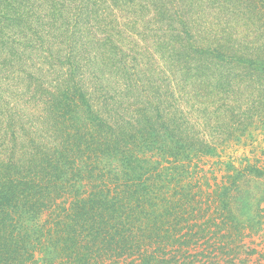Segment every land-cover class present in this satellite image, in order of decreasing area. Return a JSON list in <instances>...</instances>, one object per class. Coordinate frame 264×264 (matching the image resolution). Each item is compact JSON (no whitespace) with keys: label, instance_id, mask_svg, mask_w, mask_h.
<instances>
[{"label":"trees","instance_id":"obj_1","mask_svg":"<svg viewBox=\"0 0 264 264\" xmlns=\"http://www.w3.org/2000/svg\"><path fill=\"white\" fill-rule=\"evenodd\" d=\"M258 122L264 0H0V264H264Z\"/></svg>","mask_w":264,"mask_h":264},{"label":"rangeland","instance_id":"obj_2","mask_svg":"<svg viewBox=\"0 0 264 264\" xmlns=\"http://www.w3.org/2000/svg\"><path fill=\"white\" fill-rule=\"evenodd\" d=\"M251 132L246 137H241L220 150V157H206L218 175L225 172L226 166L230 162L235 165H241L247 160L264 163V122H258ZM218 160H221L222 163L214 165V162ZM262 240V244H264V239Z\"/></svg>","mask_w":264,"mask_h":264}]
</instances>
